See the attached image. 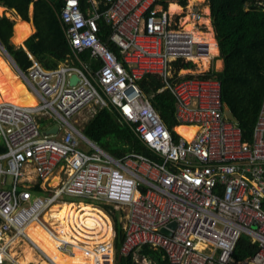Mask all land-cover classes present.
Returning <instances> with one entry per match:
<instances>
[{"label":"built area","instance_id":"built-area-1","mask_svg":"<svg viewBox=\"0 0 264 264\" xmlns=\"http://www.w3.org/2000/svg\"><path fill=\"white\" fill-rule=\"evenodd\" d=\"M60 1L69 52L55 68H43L24 49L32 64L16 71L2 51L38 103L0 102L6 148L0 153V264H18L24 246L53 264L25 232L32 222L72 256L76 246L63 238V225L51 212L74 203L69 198L118 214L119 252L134 264H156L144 248L160 252L169 264H264V95L245 142L225 115L220 80L205 75L211 68L173 66L178 60L211 65L203 21L207 0L203 9L187 0L175 13L159 0ZM102 28L108 30L106 43L99 38ZM146 75L161 82L156 93L172 95L176 123L194 128L190 139L175 126L174 140L164 126L138 85ZM89 105L115 113L153 157L131 152L115 158L89 140L71 122ZM54 126L56 133L44 134ZM80 140L87 152L79 149ZM114 237L113 231L108 241L93 245V264H114ZM241 238L253 253L236 254Z\"/></svg>","mask_w":264,"mask_h":264},{"label":"trees","instance_id":"trees-1","mask_svg":"<svg viewBox=\"0 0 264 264\" xmlns=\"http://www.w3.org/2000/svg\"><path fill=\"white\" fill-rule=\"evenodd\" d=\"M83 2V0H81ZM174 1L185 7L187 0H159L167 8ZM212 27L218 44L219 58L224 61L221 72L210 69L205 75L214 76L222 85V101L236 119L242 132V139L250 142L264 95V0H207ZM0 6L13 10L23 21H31L35 32L23 45L33 59L45 69H53L68 54L69 48L59 20L60 0H0ZM32 6L31 19L29 7ZM14 22L5 16L0 17V43L21 71H26L32 62L23 47L11 44ZM99 38L107 42L108 30L102 28ZM110 49L116 51L113 45ZM176 69H193L191 62L173 63ZM140 89L149 97L152 107L158 113L164 126L178 137L173 127L178 126L174 119V98L168 91L156 93L161 87L159 79L146 75L138 82ZM181 135L178 127L175 129ZM82 133L102 150L115 158L134 152L153 157L135 136L130 127L119 123L115 113L107 108L98 110L83 126ZM6 150L0 142V153ZM86 203V202H85ZM87 204V203H86ZM111 217L115 231L114 264H134L131 255L120 254L122 225L118 214L111 207L100 205ZM245 238L239 241L236 254H251ZM254 249V248H253ZM143 254L156 264H169L161 258L160 252L142 249Z\"/></svg>","mask_w":264,"mask_h":264},{"label":"bare ground","instance_id":"bare-ground-1","mask_svg":"<svg viewBox=\"0 0 264 264\" xmlns=\"http://www.w3.org/2000/svg\"><path fill=\"white\" fill-rule=\"evenodd\" d=\"M0 9H2L0 10L2 13H7L4 7L0 6ZM178 9L180 8L175 4L170 5L171 11H176ZM15 19L14 32L11 39L13 44L18 46L31 34L32 28L30 22L23 21L17 16ZM190 27L191 25L188 24L187 28ZM205 37L209 42L211 51L214 53L216 48L211 34L208 33ZM206 64V61H204L201 63V67L204 68ZM21 82L20 79L12 73L7 62L0 56V102L12 103L22 107H34L37 105V100L29 94L25 85ZM93 113L94 110H91L90 118H92ZM118 122L121 123L120 121ZM182 129L183 126L178 127L181 135L186 139H190L194 132V128H188L186 131ZM51 212L52 217H55V221L61 222L60 225H63V238L67 243L70 242L76 246L73 250V255L69 256L62 254L57 249V243L50 233H48L43 226L32 222L25 228V232L34 245L39 247L41 252L45 254L53 264H93V245L104 243L112 236L111 222L104 211L86 203H80L79 205L64 203L59 207H53ZM47 217L48 216H46V218ZM26 230H30L31 236ZM83 236H86L85 239L87 240H83ZM76 243H83L86 246H80V248ZM85 249H89L90 252H86ZM18 258V264H48L46 261L36 256L33 250L28 246L23 247L21 255Z\"/></svg>","mask_w":264,"mask_h":264},{"label":"rangeland","instance_id":"rangeland-1","mask_svg":"<svg viewBox=\"0 0 264 264\" xmlns=\"http://www.w3.org/2000/svg\"><path fill=\"white\" fill-rule=\"evenodd\" d=\"M191 2H188V5H190V4H193L194 6H196V8H201V9H203L201 6H202V3H203V1L202 0H190ZM4 9H6V8H4ZM207 10L209 9V8H206ZM0 10H2V9H0ZM7 10V13L5 12V13H2L1 11H0V17L1 16H5V17H7L8 19H10L11 21H13L14 22V24H15V17L17 16L18 18H20L13 10H9V9H6ZM206 10V11H207ZM32 7L29 9V18L31 19V15H32ZM205 11V9H203V13L204 14H208V12H206ZM206 14V15H207ZM205 15V20H203L204 21V24H205V26H206V28L207 29H209V31L211 32V33H213L214 34V36L212 35V37H213V39L214 40H216V37H215V33H214V30H213V27H212V23H211V25H209V19H208V17ZM209 15H210V11H209ZM211 17V16H210ZM21 19V18H20ZM212 19V18H211ZM22 20V19H21ZM30 22V21H29ZM14 26V25H13ZM203 30H206V29H203ZM12 36H13V32H12ZM29 36H27L25 39H27ZM12 38V37H11ZM10 38V42H11V44L12 45H14L13 44V42H12V39ZM24 41V40H23ZM23 41H22V43H23ZM21 43V44H22ZM15 47H19L20 45H14ZM0 56H2V58L7 62V59H6V57L3 55V52H2V50H0ZM8 64V63H7ZM8 66H9V64H8ZM10 67V66H9ZM207 68V67H206ZM206 68H203V67H201V64H196V65H194V68L191 70L192 72H201V71H203L204 69L206 70ZM10 69H11V67H10ZM12 70V69H11ZM12 73L14 74V75H16L17 76V78H19L18 77V75L12 70ZM20 79V78H19ZM22 80L20 79V82H21ZM22 83V82H21ZM23 85V84H22ZM24 86V85H23ZM28 91H29V89H28ZM30 93V95L33 97V98H35L36 100H37V98L35 97V95L31 92V91H29ZM34 102H35V100H34ZM91 110H96V112L98 111V110H100L98 107H96L95 105H89V106H87L85 109H83L80 113H78V115H77V117H76V122H73V120L71 121L72 123H73V125L77 128V129H79V130H81L82 131V129H83V126L85 125V123L88 121V120H90L91 118H90V116H91V114H90V111ZM95 112V113H96ZM95 113H93V115L95 114ZM93 115H92V117H93ZM79 149H81L82 151H85V152H87L89 149H88V146L84 143V142H82L81 140H80V142H79ZM9 181V180H8ZM69 200H71V201H73L75 204L78 202V201H82L83 203H85V202H87V204L89 203V204H91L92 206H94V207H96V208H99L100 210H102V211H104L101 207H100V205L97 203V202H93V201H87V200H85V199H83V198H69V199H67V201H69ZM104 213L107 215V217L109 218V220H110V222H111V228L113 229H111V231H112V234H113V231H114V227H113V222H112V220H111V217L104 211ZM118 222L122 225V220L121 221H119V219H118ZM27 231V230H26ZM114 236H115V231H114ZM85 237L86 236H83V240H87V239H85ZM115 238V237H114ZM113 238V239H114ZM81 244H83V243H81ZM40 250V249H39ZM41 251V250H40ZM21 251L19 250V252H17V253H20ZM33 252L35 253V254H37L36 256H41L37 251L35 252L34 250H33ZM69 252V251H68ZM42 253V252H41ZM65 255H67L68 253L67 252H65L64 253ZM45 255V254H44ZM40 258V257H39ZM41 258H43V257H41ZM19 258H17V260H18ZM44 260V259H43Z\"/></svg>","mask_w":264,"mask_h":264},{"label":"crops","instance_id":"crops-1","mask_svg":"<svg viewBox=\"0 0 264 264\" xmlns=\"http://www.w3.org/2000/svg\"><path fill=\"white\" fill-rule=\"evenodd\" d=\"M172 4H175L178 8H181L179 5H177L174 1H172V2H170L169 4H168V8H169V10H170V5H172ZM2 7V6H1ZM32 6H30L29 7V9L31 8ZM206 9V8H205ZM180 9H178V10H176V11H171L172 13H175V12H178ZM207 10V9H206ZM205 10V11H206ZM32 12V11H31ZM206 12H208L209 13V9L206 11ZM207 14V13H206ZM211 21H212V19H211ZM30 24H31V28H32V31H31V34L29 35V37L35 32V28H34V26H33V24H32V22L30 21ZM14 28V27H13ZM13 32H14V29H13ZM208 33H210L211 34V38H212V35L214 36V34L213 33H211L210 31H208ZM207 33V34H208ZM206 34V35H207ZM26 40V39H25ZM24 40V41H25ZM24 41H23V43H24ZM214 41V43H215V52L213 53V55H214V59H213V61L211 62V65L209 66V65H206L204 68H213L215 71H217V72H221L222 70H223V67H224V61H223V59L222 58H219V50H218V44H217V40H213ZM23 43L20 45L21 47H23V49H25L24 48V45H23ZM26 50V49H25ZM206 68V69H207ZM205 70V69H204ZM225 112H226V109H228L227 108V106L225 105ZM229 110V109H228ZM225 115H226V113H225ZM179 127V126H178ZM177 128V127H176ZM188 128H190V127H185V126H183V131H186ZM28 231V233L30 234V230H27ZM30 236H31V234H30ZM38 249H39V247H37Z\"/></svg>","mask_w":264,"mask_h":264},{"label":"water","instance_id":"water-1","mask_svg":"<svg viewBox=\"0 0 264 264\" xmlns=\"http://www.w3.org/2000/svg\"><path fill=\"white\" fill-rule=\"evenodd\" d=\"M212 21H213V19H212ZM0 49L7 55V59H8V61H9V63L12 65V67L16 70V71H18V67H17V65L15 64V62L13 61V59L9 56V54L6 52V50L4 49V47L2 46V44L0 43ZM76 81V77H72L71 78V83H74ZM226 117L228 118V119H230V120H232L233 122H236L237 123V121H236V119L232 116V114L230 113V111L228 110V109H226ZM57 129H58V127L57 126H54V127H52L51 129H49V130H46V131H44V134L45 135H47V134H54V133H56L57 132ZM123 236V233H121V237Z\"/></svg>","mask_w":264,"mask_h":264}]
</instances>
